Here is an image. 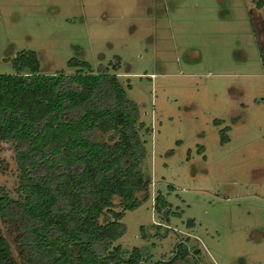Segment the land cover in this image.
I'll return each instance as SVG.
<instances>
[{"label": "rangeland", "instance_id": "obj_1", "mask_svg": "<svg viewBox=\"0 0 264 264\" xmlns=\"http://www.w3.org/2000/svg\"><path fill=\"white\" fill-rule=\"evenodd\" d=\"M262 49L264 0H0V74L23 52L48 74L81 59L140 105L150 198L116 244L153 261L185 242L180 264H264ZM18 172L0 141V189L16 194ZM159 193L179 215L158 211Z\"/></svg>", "mask_w": 264, "mask_h": 264}, {"label": "trees", "instance_id": "obj_2", "mask_svg": "<svg viewBox=\"0 0 264 264\" xmlns=\"http://www.w3.org/2000/svg\"><path fill=\"white\" fill-rule=\"evenodd\" d=\"M13 63L15 73L0 74V141L13 145L19 185L14 195L0 189V264L187 260L185 242L157 261L143 248L116 244L127 230L126 211L150 198L152 182L144 168L148 127L117 74L76 58L73 73H42L34 51ZM155 201L158 211L170 207L162 193Z\"/></svg>", "mask_w": 264, "mask_h": 264}, {"label": "water", "instance_id": "obj_3", "mask_svg": "<svg viewBox=\"0 0 264 264\" xmlns=\"http://www.w3.org/2000/svg\"><path fill=\"white\" fill-rule=\"evenodd\" d=\"M116 246H114V248H115Z\"/></svg>", "mask_w": 264, "mask_h": 264}]
</instances>
